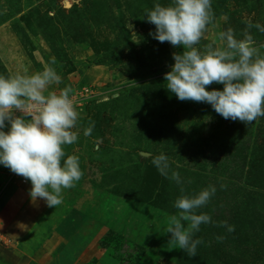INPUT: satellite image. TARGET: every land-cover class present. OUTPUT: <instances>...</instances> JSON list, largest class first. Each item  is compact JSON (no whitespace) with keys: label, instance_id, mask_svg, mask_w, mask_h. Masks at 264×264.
<instances>
[{"label":"rangeland","instance_id":"374dc122","mask_svg":"<svg viewBox=\"0 0 264 264\" xmlns=\"http://www.w3.org/2000/svg\"><path fill=\"white\" fill-rule=\"evenodd\" d=\"M156 3L171 0H0V75L42 71L55 58L56 90L96 92L76 108L78 139L64 149L79 157L83 176L60 205L32 199L31 182L0 164V264H264V117L225 119L165 87L183 46L149 35L155 26L144 17ZM211 5L199 47L219 44L229 27L242 38L246 21L264 26V0ZM250 34L264 46V33ZM161 153L187 193L216 187L200 210L213 223L195 233L203 243L192 257L166 232L179 187L152 164Z\"/></svg>","mask_w":264,"mask_h":264},{"label":"clouds","instance_id":"9594fccd","mask_svg":"<svg viewBox=\"0 0 264 264\" xmlns=\"http://www.w3.org/2000/svg\"><path fill=\"white\" fill-rule=\"evenodd\" d=\"M213 16L211 0H171L167 5L156 3L144 18L155 26L149 33L154 39L174 48L183 46L182 53H173L174 63L164 74L165 87L180 101L206 102L223 118L249 124L264 117V46H257L250 34L253 27L264 33V26L246 21L242 38L229 27L218 34L219 44L214 40L199 47ZM55 63L53 58L42 71L29 73L24 67L0 75V164L31 182L32 199L39 197L53 208L62 203V191L75 187L83 176L79 157L66 155L64 149L78 139L74 129L80 114L70 96L72 88L53 87L61 84V76L51 66ZM213 83L222 84L223 89L207 90ZM93 128L90 122L84 136L91 135ZM152 164L179 187L173 204L177 211L167 219L169 241L189 257L195 256L203 243L194 238L195 233L202 224L213 223L200 210L215 195L216 187L208 185L189 194L165 154L153 157ZM218 226L235 230L227 221Z\"/></svg>","mask_w":264,"mask_h":264},{"label":"built area","instance_id":"2783aa9c","mask_svg":"<svg viewBox=\"0 0 264 264\" xmlns=\"http://www.w3.org/2000/svg\"><path fill=\"white\" fill-rule=\"evenodd\" d=\"M96 92L93 91L90 87H82L79 90L75 91L74 93H72L70 96L72 97L75 107L79 108V106L81 105V103H83L84 101H86L88 98H91L93 95H95ZM11 174L18 178L20 180V182L22 183H26L27 180L13 172H11Z\"/></svg>","mask_w":264,"mask_h":264}]
</instances>
